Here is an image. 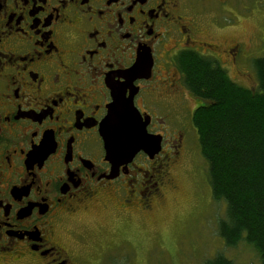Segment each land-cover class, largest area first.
<instances>
[{
    "label": "flooded vegetation",
    "instance_id": "obj_1",
    "mask_svg": "<svg viewBox=\"0 0 264 264\" xmlns=\"http://www.w3.org/2000/svg\"><path fill=\"white\" fill-rule=\"evenodd\" d=\"M242 9V0H0V264H90L83 216L112 210L129 220L161 206L194 137L177 116L194 97L181 58L228 73L264 51L261 29L246 41L216 37L242 23ZM227 16L238 22L222 24ZM139 62L151 73L133 81V104L162 147L112 173L101 126Z\"/></svg>",
    "mask_w": 264,
    "mask_h": 264
},
{
    "label": "rangeland",
    "instance_id": "obj_2",
    "mask_svg": "<svg viewBox=\"0 0 264 264\" xmlns=\"http://www.w3.org/2000/svg\"><path fill=\"white\" fill-rule=\"evenodd\" d=\"M242 6V23L224 32L227 35L216 36L220 42L235 37L246 41L255 30L264 31V0H242ZM215 10L219 13L218 8ZM221 20L222 24L238 22L233 16ZM263 57L264 51H260L246 65L229 66L230 78L241 87L256 90L254 59ZM191 98L189 114L177 113L194 134L189 143L190 153L174 171L177 189L169 192L148 217L134 215L128 220L116 217L112 210H94L83 216L82 222L91 234L81 254L90 264H206L218 256L231 264H261L252 246L242 241L228 247L219 235V223L226 219V206L212 195L208 164L191 119L198 100ZM162 115L171 130H176L179 124L176 115L168 112ZM70 239L77 242L72 236Z\"/></svg>",
    "mask_w": 264,
    "mask_h": 264
},
{
    "label": "trees",
    "instance_id": "obj_3",
    "mask_svg": "<svg viewBox=\"0 0 264 264\" xmlns=\"http://www.w3.org/2000/svg\"><path fill=\"white\" fill-rule=\"evenodd\" d=\"M190 93L204 104L195 110L202 156L214 200L226 206L219 235L228 247L252 246L264 264V57L254 61L257 89L239 86L220 65L196 54L181 58ZM206 264H231L218 256Z\"/></svg>",
    "mask_w": 264,
    "mask_h": 264
},
{
    "label": "water",
    "instance_id": "obj_4",
    "mask_svg": "<svg viewBox=\"0 0 264 264\" xmlns=\"http://www.w3.org/2000/svg\"><path fill=\"white\" fill-rule=\"evenodd\" d=\"M150 73V67L139 62L127 73L129 81L124 88H115L114 103L101 126L106 159L112 164V173L121 165L129 164L141 151L151 157L161 151L162 138L148 133V117L143 118L133 104V96L137 92V88L132 86L133 81L138 77L149 79ZM125 89H135L128 99L121 94Z\"/></svg>",
    "mask_w": 264,
    "mask_h": 264
}]
</instances>
